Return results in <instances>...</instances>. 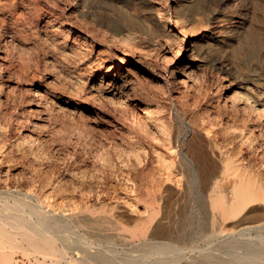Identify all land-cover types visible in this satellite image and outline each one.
Instances as JSON below:
<instances>
[{"label":"bare ground","instance_id":"bare-ground-1","mask_svg":"<svg viewBox=\"0 0 264 264\" xmlns=\"http://www.w3.org/2000/svg\"><path fill=\"white\" fill-rule=\"evenodd\" d=\"M226 1L0 0V264H264L262 38Z\"/></svg>","mask_w":264,"mask_h":264},{"label":"rangeland","instance_id":"rangeland-1","mask_svg":"<svg viewBox=\"0 0 264 264\" xmlns=\"http://www.w3.org/2000/svg\"><path fill=\"white\" fill-rule=\"evenodd\" d=\"M239 1V2H238ZM254 2H255V0H254ZM253 2V0L251 1H249V0H228V1H226V3H224L223 5H221V10L222 11H227V12H229L230 10V12L232 13V16L234 17V18H232L231 20L233 21L232 23H237L238 21L239 22H241V20L243 21V22H246L244 25H245V29H248L249 28V25H247V24H250V26H253L254 28H257L258 30V32H259V34H260V36L259 37H261L262 38V40H261V44H260V50H262L261 52L262 53H264V0H256V3H254ZM258 2V3H257ZM243 3V4H242ZM231 4V5H230ZM237 4V5H236ZM252 4V5H251ZM226 5V6H225ZM230 7H228V6ZM235 5H236V7L238 8H236L235 7ZM234 6V7H233ZM247 6V7H246ZM258 8H257V7ZM228 7V8H227ZM250 7V8H249ZM257 9H255V8ZM227 8V9H226ZM232 8H234V9H232ZM248 8V9H247ZM255 10H254V9ZM225 9V10H224ZM237 10V11H236ZM232 11H234L235 13L237 12V14H234V12H232ZM256 11V12H255ZM255 14V15H254ZM247 15V16H246ZM252 15H254V18H252L253 16ZM243 19H242V18ZM249 18H250V21H249ZM237 19V20H236ZM239 19V20H238ZM249 22V23H248ZM252 24H251V23ZM231 22L229 23V24H232ZM259 70V69H258ZM261 70V72H259ZM259 71H256L257 72V74H260L261 75V79H262V81L261 82H263L264 83V71L262 70V69H260ZM218 71V70H217ZM216 71V72H217ZM48 74H43L42 75V77L44 78V77H46ZM260 79V80H261ZM263 86H264V84H263Z\"/></svg>","mask_w":264,"mask_h":264}]
</instances>
